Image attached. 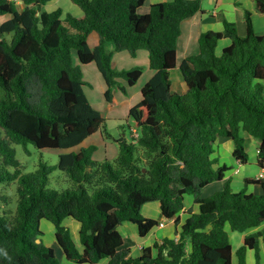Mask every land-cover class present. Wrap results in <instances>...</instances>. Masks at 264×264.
<instances>
[{
	"label": "trees",
	"instance_id": "1",
	"mask_svg": "<svg viewBox=\"0 0 264 264\" xmlns=\"http://www.w3.org/2000/svg\"><path fill=\"white\" fill-rule=\"evenodd\" d=\"M19 1L23 11L16 1L0 0V16L11 15L0 25V184L17 185L15 210L0 194V264H62L41 238L43 219L54 224L66 264L104 259L107 264H248L250 250L261 264L264 179H245L246 186H261L259 195L234 192L226 181L222 190L202 197L230 169L214 157L219 138L231 139L234 158L247 164L242 132L248 133L259 144L258 165L264 169V34L255 33L252 13L245 11V37L226 20L223 32L202 33L198 53L182 61L183 80L176 83L172 71L182 24L201 10V0H164L147 14L139 13L147 0H72L82 18L64 15L61 8L49 12L52 0ZM253 1L264 15V0ZM92 33L99 36L94 49ZM224 38L232 42L218 51ZM141 49L148 51L156 73L129 113L138 138L119 140L114 161L94 160L97 149L91 146L61 154L57 166L42 162L37 171L23 173L14 145L71 149L105 126V114L86 95L87 82L73 53L82 65L96 64L110 109L118 105L114 88L127 91L119 79L133 87L144 74L142 67L114 68V53L135 57ZM56 169L66 175L69 188L52 187ZM188 194L199 210L186 212L179 229ZM153 202L160 203L164 218L175 220L177 237L156 242L134 258L117 228L130 222L146 237L160 226L142 214V207ZM68 218L81 225L83 251L64 225ZM227 225L242 234L259 228L245 236L236 262Z\"/></svg>",
	"mask_w": 264,
	"mask_h": 264
},
{
	"label": "rangeland",
	"instance_id": "2",
	"mask_svg": "<svg viewBox=\"0 0 264 264\" xmlns=\"http://www.w3.org/2000/svg\"><path fill=\"white\" fill-rule=\"evenodd\" d=\"M203 3L205 8H209V9L213 8V6H210L209 4L210 0H203ZM61 4L62 5H60L59 8L62 9L64 15L71 14L77 18H82L83 15L82 9L72 0H68L66 2L62 1ZM59 8H52V6L51 8L46 7V9L48 11L50 10L51 12ZM148 10L149 9H146L145 11L146 13H142V11H144V8L142 7L139 9V13L147 14L150 12L151 9L149 11ZM191 33L193 34V36L190 44V52L191 54H196L198 52L197 49L199 50L198 47H199L200 34L197 33L196 28H191L189 23H185L182 25V35L179 40V45L183 46L186 43L187 38ZM90 42L93 44V39H90ZM108 44L111 45H108L109 48L107 49L109 51H113L114 45L112 43H108ZM112 46H113V50H111ZM223 46L224 44H220L219 49L221 48L220 50H222ZM141 50L142 51L139 53V55L135 57L132 56L128 51H121L114 53L115 55L114 67L116 69L130 70L135 67H142L144 68V73L145 71L147 72L142 75L138 83L133 87H130L127 84V82L125 83L122 79H119L121 85L124 86L127 89V91L125 92L124 90L118 87L114 88L113 94L118 102V105L110 109L107 108V101L105 99L106 83L102 78L96 64L90 63V64L82 65L78 60L76 52L73 53L74 64L81 66L82 71L84 73V79L87 82L85 86L86 95L91 101L92 106L105 114L106 117L105 126L99 132L86 139L81 145L71 149H41L40 150L37 149L31 143H29L26 147H24L23 145H14V148L16 149V158L19 160V162L22 165L23 173L27 174L37 171L41 167L40 164L42 162H44L48 166H57L61 154L67 152H79L81 149L90 148L91 146H95L97 149L93 155L94 160L100 162L105 161L106 159L109 161H114L119 156L120 153L119 140L125 139L127 143L133 142L132 129L136 128V126L134 120L130 117L129 113L132 107L140 103L142 98L141 89L146 84V81L148 80V76L150 75L149 71H151L150 70L151 67L149 65V56H147L148 52L146 49H141ZM181 51L182 48H180V61H182V57L184 56ZM131 96L132 98L130 100ZM249 155L252 158L253 154L249 153ZM214 157L218 158V144L216 145L215 148ZM226 162H227L226 165L230 168L228 173H230L233 170V167L231 166L232 163L230 161H226ZM248 165L249 167L255 168L260 172L263 170V175H264V169H261L258 163H254V162L252 163L248 161ZM10 170L14 171V169H10ZM51 183H52V187L59 190L69 188V182L66 175L59 169L54 170L53 174L51 175ZM16 191H17L16 183L14 184L11 183L10 185H8V183L0 184V194H4L5 196H7V199L10 201V208L13 210H15L17 205ZM209 192H213V191L208 190V192H206L203 196L206 197V194H208ZM158 204L160 203L159 202L149 203V205L153 207V209L155 210L152 211L153 215L150 218H154V216L158 217L160 215V209L157 208ZM144 213H145V208H144ZM144 213L142 211L143 215ZM68 219H70L69 221H73L74 223H77V221L71 218ZM66 221L67 219L65 220V222ZM40 226H41V230L43 231V235L41 238L44 244L47 246L53 245L54 241L56 242L54 224L49 220L43 219L41 221ZM180 227L181 225L178 228L180 229ZM72 230L70 229L72 238L74 240V235H73L74 230L73 232ZM231 235H234V239L232 237L231 242L233 243L234 250L236 251L239 248L236 239L240 234L235 233ZM54 248H56V246ZM235 251L233 253L234 261L237 259ZM262 256L263 255H261V257ZM57 258L62 264L64 263V259L61 255L57 256ZM250 264H257V263H250ZM261 264H264L263 260L261 261Z\"/></svg>",
	"mask_w": 264,
	"mask_h": 264
},
{
	"label": "crops",
	"instance_id": "3",
	"mask_svg": "<svg viewBox=\"0 0 264 264\" xmlns=\"http://www.w3.org/2000/svg\"><path fill=\"white\" fill-rule=\"evenodd\" d=\"M54 1L55 0H52L46 7L51 8V6H52V8H59V6L62 5L61 4L62 1L66 2L68 0H56L55 2ZM163 1L164 0H147L145 2V4L142 6L144 8V11H142V13H146L145 12L146 9L150 10L154 4L159 3V2H163ZM209 4H210V6H213L212 9L205 8L203 0H201V10L197 14H195L190 20L185 22V23H189L191 28H196L197 33H199L200 35L204 32L211 31V30L217 31V32H223L225 29L224 20H226L230 23H234L236 25L238 34L242 37H245L248 33V26H247L246 19H245V11L246 10H248L252 13V21L254 24L255 33L257 35H263L264 34V15L261 13H258L256 11L253 0H210ZM145 6H147V7H145ZM17 7H18L19 11H23L25 9V5L20 1H17ZM81 15H82V13H81ZM9 19H11V15L0 16V25ZM181 35H182V33H181ZM192 36H193V34L191 33L188 36L187 41L183 46L179 45L180 38L178 40L177 67L172 71V79L174 81H176V83H179L183 80V74L180 70V65H181L182 61L185 58H187L188 56L195 55V54H191V52H190V44H191ZM90 39H93V44L90 42ZM231 42L232 41L229 38H224L223 40H221L220 44H224L222 49L224 47L230 45ZM98 43H99L98 34L92 33L89 37V45H90L91 49H94ZM220 44H219V46H220ZM108 45H111V44H107V48H109ZM180 48H182L181 52L184 55L182 57V61H180ZM220 49L218 47V51H221ZM111 50H113V46L111 47ZM141 51L142 50H140L137 53V56L139 55V53ZM197 51H199V50L197 49ZM142 54H145V53H142ZM147 56H149V53ZM122 58H125V57H122ZM114 59H115V55L113 56V61H112L113 67H114ZM149 65H150V62H149ZM150 70H151V71H149L150 75L148 76V80L146 81V84L151 80V78L156 73L153 69H150ZM146 72L147 71H145V73ZM122 80L126 83V81L124 79H122ZM145 85L142 87V89L145 87ZM131 98H132V96L130 97V100H131ZM242 135L246 139V150H247L248 156H249L248 161H250L252 163L253 162L258 163V149H259L258 142L256 141V139H254L253 137H251L248 133H246L244 131L242 132ZM217 144H218V158H219L221 164H226L227 163L226 161H230L232 163L231 166L233 167V170L230 173H228V172L226 173V176H225L223 181H221V182L218 181V182H215V183L207 186L204 189V191L202 192V197H204L203 195L206 192H208V190H210V191L212 190L213 192H209L208 194H206V197H209L210 195H213L217 191L222 190L224 183L226 181L231 182V187L234 190V192H240V191L246 189L247 193H252V194H256V195L262 194L261 186H259L257 184H250V185L246 186L245 185V179L251 178V179L256 180V179H258V176L263 174V170L260 172L259 170L255 169V168L249 167L248 163L242 164L238 160H236L233 156L234 143L231 139L219 138L217 141ZM249 153L253 154L252 158L250 157ZM252 177H254V178H252ZM261 179H264V175H263V178H261ZM144 208H145L146 214L144 213ZM157 208L160 209V215L159 216L157 215L158 217L154 216V218L156 220L160 221V226L154 228L146 237H141L138 233L137 226L130 223V222H125V223L121 224L120 226H118V228H117L118 231L120 232V234L122 235L123 240H124L123 248L129 249L130 255L134 258L140 257L143 249H145L147 247H152L156 242H161L165 238H176L177 237L176 236L175 220H167L166 218H164L162 211H161L160 204L157 205ZM191 209H193L195 212H197L199 210L197 204L195 203V198L192 195H190V196L186 195V197H185V209L179 215L180 221H181L180 225H182L186 221V219H187L186 212H188ZM153 210H154L153 207H151L149 204H146L142 207V211L144 213V216L147 218L152 217V215H153L152 211ZM154 218H152V219H154ZM69 220L70 219H67L66 222L64 221V225L69 227L71 230L72 229L74 230V232L72 230L73 235H74V242H75L76 246L78 247V249L80 251H83L84 248H83L82 243L80 241L81 225L79 222L74 223L73 221H69ZM226 229L230 235V239H232V237L234 239V235H231V234H235V233L237 234L238 232H233L229 225H227ZM258 230H259V228H256V229L249 230L248 232H246L244 234L239 233L240 235L236 239V242H238V245H239L238 247L239 248L241 247L242 242L244 244V239H245L246 235L253 233V232H256ZM54 244L49 246V247L54 248L56 246V248H54L56 255L57 256L61 255L64 259L63 264H66L67 261H66L64 254H63L62 249L59 247L57 241L56 242L54 241ZM232 247H233V252H234L235 250H234L233 243H232ZM188 250L189 251L191 250L190 244L188 245ZM237 250L235 252H237ZM262 252H263V254H262ZM261 255H263L262 260L264 261V247L263 246L261 248ZM233 261H234V257H233ZM236 261H237V259L234 262H236ZM108 262H109V259H104L99 264H107ZM247 263L248 264L257 263L255 251H253V250L248 251Z\"/></svg>",
	"mask_w": 264,
	"mask_h": 264
},
{
	"label": "built area",
	"instance_id": "4",
	"mask_svg": "<svg viewBox=\"0 0 264 264\" xmlns=\"http://www.w3.org/2000/svg\"><path fill=\"white\" fill-rule=\"evenodd\" d=\"M13 1H19V0H13ZM133 137L134 138H138V133L137 132H135L134 134H133ZM135 142V141H134ZM261 178H263V174H261L259 177H258V179H261Z\"/></svg>",
	"mask_w": 264,
	"mask_h": 264
}]
</instances>
